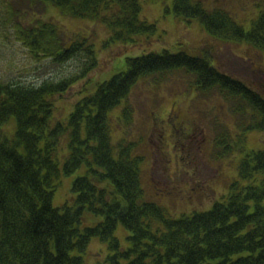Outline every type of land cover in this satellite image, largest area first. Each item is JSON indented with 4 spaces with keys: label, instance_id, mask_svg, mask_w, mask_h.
<instances>
[{
    "label": "trees",
    "instance_id": "16d2710c",
    "mask_svg": "<svg viewBox=\"0 0 264 264\" xmlns=\"http://www.w3.org/2000/svg\"><path fill=\"white\" fill-rule=\"evenodd\" d=\"M37 1L65 16L102 24L122 42L156 31L140 20L138 0ZM11 4L0 0V9L10 10ZM173 11L185 21H198L217 40L246 43L264 53V11L248 32L225 11H209L204 0H174ZM14 34L34 59L63 64L81 51L94 55L87 40L66 48L65 35L52 24L17 22ZM210 53L205 49L191 57L164 51L127 59L125 72L84 87L66 126L52 127L50 121L54 96L65 93L71 82L38 89L0 84V264H84L72 252L84 253L95 238L111 253L102 264H264V150L244 156L238 167L241 182L232 185L223 202L208 212L173 219L145 200L134 144L112 143L109 114L140 79L175 70L192 77L201 92L216 91L236 101L234 113L243 134L264 131V97L217 70ZM129 116L123 109L118 120L126 125ZM12 120L14 136L9 138L4 127ZM238 142L244 143L243 136ZM62 144L69 153L60 169L57 152ZM230 145L217 150L222 154L233 149ZM83 167L87 175L72 186L74 204L55 209L57 181ZM87 216L98 223L80 232ZM119 224L130 234L128 249L114 237Z\"/></svg>",
    "mask_w": 264,
    "mask_h": 264
},
{
    "label": "rangeland",
    "instance_id": "374dc122",
    "mask_svg": "<svg viewBox=\"0 0 264 264\" xmlns=\"http://www.w3.org/2000/svg\"><path fill=\"white\" fill-rule=\"evenodd\" d=\"M5 1L12 7L0 9V84L38 89L71 82L65 93L54 96L52 127L67 125L81 100L80 93L89 83L109 81L124 72L127 59L164 51L196 57L209 49L217 70L264 97V53L246 43H225L209 36L198 21H185L175 15L174 0H138L140 20L153 24L156 31L153 36L132 37L128 42L113 39L102 24L65 16L51 4ZM204 1L209 11H225L246 32L264 11V0ZM17 22L24 26H37L39 22L55 25L65 35L66 48L87 40L94 55L89 57L81 51L63 64L34 59L15 38ZM194 85L192 77L177 70L140 79L123 105L109 114L113 145L124 141L134 144V156L141 161L145 200L162 207L173 219L207 212L223 202L232 185L241 182L238 167L244 156L264 150V131L241 132L242 122L234 113L236 101H228L216 91L201 92ZM123 109L130 113L126 125L118 120ZM168 115L175 118L180 134L175 136L165 124ZM14 128L12 120L4 127L5 135L12 138ZM242 136L244 143L239 145ZM229 142L233 151L220 154L217 147ZM61 146L57 152L60 169L69 153L67 146ZM86 175L83 167L61 176L52 200L55 209L74 204L73 183ZM97 223L87 216L79 230L83 232ZM114 237L123 249L129 248L130 234L120 224ZM72 254L81 257L84 264H102L111 253L106 243L95 238L84 253Z\"/></svg>",
    "mask_w": 264,
    "mask_h": 264
},
{
    "label": "flooded vegetation",
    "instance_id": "af4514ba",
    "mask_svg": "<svg viewBox=\"0 0 264 264\" xmlns=\"http://www.w3.org/2000/svg\"><path fill=\"white\" fill-rule=\"evenodd\" d=\"M164 122H165L166 125H168L170 127L171 132L174 133L175 136L178 135L179 132L176 129L177 122H175V118L172 117V115H168Z\"/></svg>",
    "mask_w": 264,
    "mask_h": 264
}]
</instances>
